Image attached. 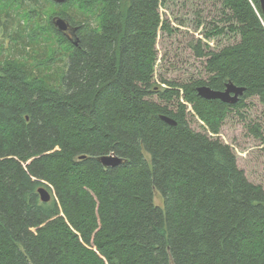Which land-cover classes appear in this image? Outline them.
<instances>
[{"label":"trees","instance_id":"16d2710c","mask_svg":"<svg viewBox=\"0 0 264 264\" xmlns=\"http://www.w3.org/2000/svg\"><path fill=\"white\" fill-rule=\"evenodd\" d=\"M27 1L0 0V15ZM35 1L31 32L12 37L18 56L0 60V264H264V188L218 138L230 113L264 104L259 0H223L225 25L207 37L241 40L220 51L199 41L208 78L165 88L163 0ZM41 1L61 8L46 24ZM55 17L78 29V46ZM228 83L245 88L236 105L198 95ZM250 132L263 137L260 124ZM110 155L124 163L105 168Z\"/></svg>","mask_w":264,"mask_h":264},{"label":"rangeland","instance_id":"374dc122","mask_svg":"<svg viewBox=\"0 0 264 264\" xmlns=\"http://www.w3.org/2000/svg\"><path fill=\"white\" fill-rule=\"evenodd\" d=\"M52 1V0H51ZM41 6H46L39 11L41 22L44 24L61 11V8L49 6L41 1ZM26 9L12 8L11 15H0V60L18 56L12 37L19 32L30 33L32 23L24 16L25 10L37 8L35 0L25 3ZM223 0H163L161 15L168 22L171 33L161 31L157 42L158 61L156 66V82L162 87H167L163 81L185 84L193 80H206V59H200L194 47L202 41L211 50L220 51L224 47L235 44L241 37L227 31L224 35L207 37L214 26L223 27L224 16ZM34 24H38L34 22ZM41 54L37 57L47 59V50L42 45ZM3 65V64H2ZM64 68L63 63L58 64ZM248 107L242 111V115L236 112L230 113L218 138L230 145L238 159V166L245 173L249 181L264 188V104L254 98L248 101ZM191 127L197 131L206 133L201 121L194 115H190ZM260 124L262 138H257L250 132V126ZM156 204L164 206L161 196L156 197Z\"/></svg>","mask_w":264,"mask_h":264},{"label":"water","instance_id":"95a60500","mask_svg":"<svg viewBox=\"0 0 264 264\" xmlns=\"http://www.w3.org/2000/svg\"><path fill=\"white\" fill-rule=\"evenodd\" d=\"M57 5H64L68 0H52ZM262 12L264 14V0H259ZM53 24L60 33H64L71 43L78 46L79 38L77 36V28L71 26L64 18L55 17L53 19ZM198 95L206 100H219L225 104L236 105L240 102L241 97L245 93V88L238 87L233 83H228L224 91H215L208 86H200L197 89ZM162 119L170 125H176V122L168 117H162ZM99 161L105 168H115L124 163L122 158L116 157L114 155L104 156L99 158ZM39 194L43 203H48L51 201V194L45 189L41 188Z\"/></svg>","mask_w":264,"mask_h":264},{"label":"flooded vegetation","instance_id":"af4514ba","mask_svg":"<svg viewBox=\"0 0 264 264\" xmlns=\"http://www.w3.org/2000/svg\"><path fill=\"white\" fill-rule=\"evenodd\" d=\"M64 34V33H63ZM65 35V34H64ZM67 35V34H66Z\"/></svg>","mask_w":264,"mask_h":264}]
</instances>
